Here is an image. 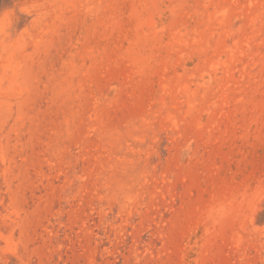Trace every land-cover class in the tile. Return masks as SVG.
I'll use <instances>...</instances> for the list:
<instances>
[{
  "label": "rangeland",
  "instance_id": "obj_1",
  "mask_svg": "<svg viewBox=\"0 0 264 264\" xmlns=\"http://www.w3.org/2000/svg\"><path fill=\"white\" fill-rule=\"evenodd\" d=\"M0 264H264V0H0Z\"/></svg>",
  "mask_w": 264,
  "mask_h": 264
}]
</instances>
